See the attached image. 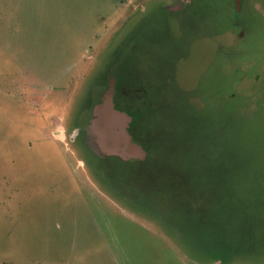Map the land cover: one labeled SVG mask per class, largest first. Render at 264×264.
Returning a JSON list of instances; mask_svg holds the SVG:
<instances>
[{
  "label": "rangeland",
  "instance_id": "374dc122",
  "mask_svg": "<svg viewBox=\"0 0 264 264\" xmlns=\"http://www.w3.org/2000/svg\"><path fill=\"white\" fill-rule=\"evenodd\" d=\"M234 4L0 0V264H264V0Z\"/></svg>",
  "mask_w": 264,
  "mask_h": 264
},
{
  "label": "water",
  "instance_id": "95a60500",
  "mask_svg": "<svg viewBox=\"0 0 264 264\" xmlns=\"http://www.w3.org/2000/svg\"><path fill=\"white\" fill-rule=\"evenodd\" d=\"M236 5L238 6V9L240 8V6H241V4H240V2L239 1H237V3H236ZM110 102V101H109ZM110 105H111V102L109 103ZM108 104V105H109ZM104 106H102V107H100L97 111H99L100 113H96L95 115H96V120L99 118V121H100V119H101V113L102 112H104V111H102V110H104ZM102 115H103V113H102ZM113 117L115 116L117 119L120 117V118H123L124 119V115H122V114H119L118 112H113ZM126 118V117H125ZM127 119V118H126ZM98 121V122H99ZM102 122H103V120H102ZM121 134H122V132H121ZM125 137H127L128 138V141L127 142H129V144H131V142H130V140H129V137L127 136V134H125ZM137 148H140V147H138L137 146ZM144 157H145V155H144Z\"/></svg>",
  "mask_w": 264,
  "mask_h": 264
},
{
  "label": "flooded vegetation",
  "instance_id": "af4514ba",
  "mask_svg": "<svg viewBox=\"0 0 264 264\" xmlns=\"http://www.w3.org/2000/svg\"><path fill=\"white\" fill-rule=\"evenodd\" d=\"M237 1H239V2H240L241 6H240V8L238 9V6H237L236 4H234V7H235V8H236V10L238 11V13H240V11H241V8H242V6H243V0H236V3H237Z\"/></svg>",
  "mask_w": 264,
  "mask_h": 264
},
{
  "label": "trees",
  "instance_id": "16d2710c",
  "mask_svg": "<svg viewBox=\"0 0 264 264\" xmlns=\"http://www.w3.org/2000/svg\"><path fill=\"white\" fill-rule=\"evenodd\" d=\"M232 98H233V97H232ZM257 115H258V114H257ZM257 115L253 117L255 120L258 119V116H257ZM259 115H260V119H262V115H263V114L259 113ZM255 117H256V118H255Z\"/></svg>",
  "mask_w": 264,
  "mask_h": 264
}]
</instances>
